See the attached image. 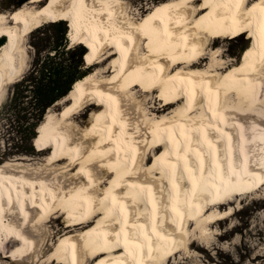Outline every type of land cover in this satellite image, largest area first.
I'll return each mask as SVG.
<instances>
[{"label":"bare ground","instance_id":"bare-ground-1","mask_svg":"<svg viewBox=\"0 0 264 264\" xmlns=\"http://www.w3.org/2000/svg\"><path fill=\"white\" fill-rule=\"evenodd\" d=\"M154 3L139 18L124 0L0 9V99L42 22L68 21V37L97 65L37 126L45 158L0 164V264L55 255L59 264H173L200 242L212 246L214 224L239 209L232 202L264 190V0ZM216 35L247 49L232 57ZM155 92L168 109L148 106ZM84 106L94 111L80 128L73 117ZM58 212L73 227L44 249Z\"/></svg>","mask_w":264,"mask_h":264},{"label":"rangeland","instance_id":"rangeland-1","mask_svg":"<svg viewBox=\"0 0 264 264\" xmlns=\"http://www.w3.org/2000/svg\"><path fill=\"white\" fill-rule=\"evenodd\" d=\"M27 1L28 0H0V9L2 8L4 10L12 11L19 6L24 5ZM157 1L158 0H124V6L132 17L139 18V16H144L149 11V8L154 6V2ZM55 22H58L57 25H54L52 21L42 22V25L34 27L30 32H28L27 36L21 43L24 62L23 71L18 79L12 84L7 85L1 93L0 164H3L12 158H17L18 156L22 158H26V156H28L27 158L32 159L27 163L40 162L44 159L46 151L41 149L39 150V148L35 147V137L31 139V136L34 133L37 134V128H35L33 133V124L36 122L40 124L49 112H59L60 109H63V107L69 103V101L65 103V100H63L65 97H62L57 102L41 111L38 107L37 101H35L32 97L33 92L25 91L20 94L19 92L22 88L17 85L24 76L32 79L28 81V83L33 86H35L37 82L33 78L40 75L38 79H43V75L40 74L41 71L39 70L40 64L50 52V47L57 44L58 41H61V38L65 37L63 43H67L68 46L72 48L76 45H84L81 41L76 43L68 37L70 25L68 21L62 20ZM64 29L66 30L65 33L63 32ZM211 39H214V45H223L224 50H227L232 57L237 56V53L240 52L242 54L244 48L247 49L246 43H243L242 38L234 37L222 39L219 35H216L211 37ZM84 48L85 51L88 50L87 46ZM63 50L64 49L60 50L61 57L66 56L63 55ZM86 55L87 54L85 53L82 58V69L89 73L95 70L97 65L96 63L90 64L89 59L87 61L85 57ZM73 58L76 60L75 62L73 61L75 66L78 60L75 53L73 54ZM202 62L205 63L206 60H203ZM31 88L32 86H30L28 90ZM19 95H23V99L21 100L18 98L17 100H14V98ZM137 95L139 97L142 96L139 92ZM145 98L147 99L149 107H156L157 110L167 108L165 100L163 99L164 97L160 96L157 92H155L154 95H150ZM164 104L166 106H163ZM83 108L80 113H77L73 117V120L80 128L85 127L90 122L94 111V107L91 106H84ZM169 110H167V112ZM156 112L157 111L155 110V113ZM158 148L159 155L161 152V146ZM149 156L150 161L153 162V154H149ZM263 196L264 190L259 193L257 192V194H246V196H244L246 198L243 199L244 201L242 200L241 204L236 201H234V203L232 202L234 208L239 209L236 211L235 215L231 217V219L229 218L221 221L219 222L220 224H214L213 229L218 232V234L216 235V239L212 246H209L204 242H200V249H196L194 247L196 250L191 249L188 253L182 252L177 254L176 259L171 258L172 261H175L173 264H264ZM224 206L229 208L227 203H225ZM67 215H69L67 212H58L55 213L56 217H52V221L49 223L50 228H48L50 229L48 231L49 237L48 241L44 245V249L49 247L53 248L54 245L50 246L49 244L55 243L60 236L58 232L68 228L71 229V227H73L69 226L71 225V219ZM84 223L89 225L88 228H85L86 230L90 229L93 225L88 221H85ZM232 225H235L233 229L230 228ZM59 260L60 259L57 258V255H55L52 263L59 264ZM21 263L24 264L23 262ZM30 264H32V262H30Z\"/></svg>","mask_w":264,"mask_h":264},{"label":"trees","instance_id":"trees-1","mask_svg":"<svg viewBox=\"0 0 264 264\" xmlns=\"http://www.w3.org/2000/svg\"><path fill=\"white\" fill-rule=\"evenodd\" d=\"M53 23L54 25H57L58 22ZM63 32L65 33L66 30L64 29ZM64 39L65 37L61 38V41H58L57 44L50 47V52L47 54L45 59L42 60L39 70L41 71L40 74L43 75V79H38L40 75L33 78L37 81L36 85L33 86L28 83V81L32 79L24 76L17 84L22 88L19 92L20 94L25 91L33 92L32 97L35 101H37L38 107L41 111L67 95L74 82L87 74V72L82 69V58L86 53L84 45H76L72 48L69 47L67 43H63ZM4 42L5 37H1L0 46H2ZM61 49H64L63 55H66L67 57H61ZM74 53L78 59L75 66L73 64L76 61L73 58ZM30 86H32V88L28 90ZM23 97V95H19L15 97L14 100H17L18 98L22 100ZM38 124V122L33 124V133ZM35 135L36 134L34 133L31 136V139H33Z\"/></svg>","mask_w":264,"mask_h":264}]
</instances>
